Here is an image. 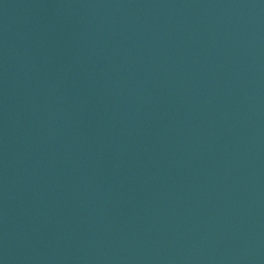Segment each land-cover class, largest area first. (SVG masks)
Masks as SVG:
<instances>
[{
    "label": "water",
    "instance_id": "1",
    "mask_svg": "<svg viewBox=\"0 0 264 264\" xmlns=\"http://www.w3.org/2000/svg\"><path fill=\"white\" fill-rule=\"evenodd\" d=\"M0 264H264V0H0Z\"/></svg>",
    "mask_w": 264,
    "mask_h": 264
}]
</instances>
